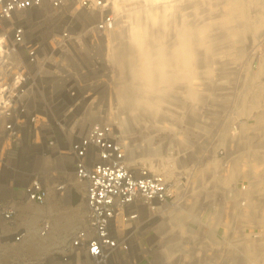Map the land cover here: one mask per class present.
<instances>
[{
    "label": "rangeland",
    "instance_id": "374dc122",
    "mask_svg": "<svg viewBox=\"0 0 264 264\" xmlns=\"http://www.w3.org/2000/svg\"><path fill=\"white\" fill-rule=\"evenodd\" d=\"M109 1L111 120L134 157L184 183L176 200L188 219L176 264H264V166L252 169L264 157V57L255 56L264 0ZM17 206L16 228L27 234L1 248L0 264H60L82 211ZM226 218L232 228L221 243ZM166 261L160 253L152 264Z\"/></svg>",
    "mask_w": 264,
    "mask_h": 264
},
{
    "label": "built area",
    "instance_id": "2783aa9c",
    "mask_svg": "<svg viewBox=\"0 0 264 264\" xmlns=\"http://www.w3.org/2000/svg\"><path fill=\"white\" fill-rule=\"evenodd\" d=\"M114 20L109 0H0V257L27 234L16 228L17 202L45 204L78 184L83 224L60 264L162 255L164 220L184 183L133 158L111 120ZM50 228L45 220L41 234Z\"/></svg>",
    "mask_w": 264,
    "mask_h": 264
},
{
    "label": "crops",
    "instance_id": "0c3cea01",
    "mask_svg": "<svg viewBox=\"0 0 264 264\" xmlns=\"http://www.w3.org/2000/svg\"><path fill=\"white\" fill-rule=\"evenodd\" d=\"M112 33L113 32H111V34ZM127 146H128V144H127ZM130 152H131V156L134 158V149L131 148ZM148 153L150 155H157V154H160V151L156 152V151H153V149H149ZM255 163H257L256 159L253 160V162H252V166H253L252 169H254V170L256 168ZM257 164L259 165V168H258V170H259L263 165L260 163H257ZM46 203H47V207L49 208V210L51 212L57 211L59 203H64L65 205L72 204L73 206L78 207L77 210L79 211V213H80V211H82V213H83V214L80 213L79 220H81V218L84 216V213H85V199H84L83 191L81 190L80 187H76V190L73 192L66 191L65 193H59V192L53 190L50 192ZM80 205H81V207H79ZM167 212H168L167 217L169 219L164 221V227H165V229L169 228V230H167L165 232V236H164L165 241L163 242L164 247L161 251H162V256H164L167 260L166 264H176L177 263V260H176L177 256H179L181 254V251H182V253L184 252L183 243L185 241L182 240V237L183 238L185 237V236H183V233L185 231L184 227H185V224L187 223L188 214L183 208H181L180 205H175L174 208L169 209ZM252 218L255 220L257 218V216L256 217L252 216ZM258 220L263 222L264 219H263V217H260V218H258ZM82 221H83V218H82ZM230 224H231L230 220L226 218V224H225L226 227L221 228L222 234H221V236L218 237L222 241L221 243H223L225 241V237L227 234V228L231 227ZM217 229H214L213 231L216 232ZM60 237L61 236L58 237V235L53 236V239L56 240ZM15 244L16 243H5L3 246L6 247L8 245H15ZM3 246L1 248H4ZM181 247H182V249L180 250ZM209 250H210V248H208L206 251L209 253ZM222 257H224V256L221 255L220 258H222ZM0 263H1V261H0ZM221 264H234V263H232V262L230 263L229 261H226L223 259L221 261Z\"/></svg>",
    "mask_w": 264,
    "mask_h": 264
},
{
    "label": "bare ground",
    "instance_id": "6f19581e",
    "mask_svg": "<svg viewBox=\"0 0 264 264\" xmlns=\"http://www.w3.org/2000/svg\"><path fill=\"white\" fill-rule=\"evenodd\" d=\"M138 22H139V24H141V26H142V19H141V15L139 14V19H138ZM115 24H116V21L114 20V23H113V26H112V28H111V30H110V32H109V35H108V37H109V40H110V33L115 29ZM230 29H233V27H230ZM264 39V38H263ZM260 45V44H259ZM110 46H111V44H110V41H109V51H108V53H109V55H110ZM257 52H258V47H257ZM259 53H255V56H257ZM187 55H189V54H187ZM259 56H261V58L262 57H264V55H259ZM195 94V93H194ZM128 147V146H127ZM154 151V150H153ZM135 158V157H134ZM264 157H260V158H257V163H260V164H262L263 166H264ZM257 163H255L254 165H255V170L257 171L258 170V168H259V165L257 164ZM167 173V172H166ZM169 177H170V174L168 175ZM179 200H177V201H175V203L172 205V206H170L169 208H174V206L175 205H177V202H178ZM239 207V206H238ZM239 209V211L241 212V208H238ZM178 212V211H177ZM239 212V213H240ZM164 213H166V212H164ZM163 213V214H164ZM242 213V212H241ZM254 217V216H253ZM167 220H168V217H167ZM164 221H166V219L164 220ZM263 222H264V220H263ZM166 232V231H165ZM249 249H253V246H251V248H249Z\"/></svg>",
    "mask_w": 264,
    "mask_h": 264
}]
</instances>
